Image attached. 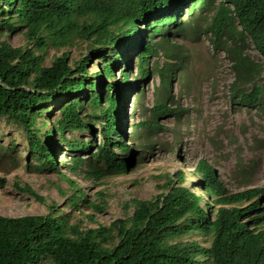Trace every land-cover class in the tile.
<instances>
[{"label": "trees", "instance_id": "trees-1", "mask_svg": "<svg viewBox=\"0 0 264 264\" xmlns=\"http://www.w3.org/2000/svg\"><path fill=\"white\" fill-rule=\"evenodd\" d=\"M211 2L0 0V118L23 132L38 162L33 169L39 174L58 172L54 153L63 147L72 154L68 169L92 181L126 172L133 154L121 138L123 96L132 88L127 64L134 57L139 78L135 86L150 73L148 57L156 50L152 37L163 33L166 38L164 28L170 24L180 31L177 13L182 8L194 17L193 9L201 13L214 8L205 31L218 49H224L225 41L233 43L227 49L235 77L231 97L241 106L263 103L264 112V87H239L253 82L258 71L237 44L248 37L264 60V0H225L215 7ZM16 29L23 41L12 45L6 38ZM78 43H85V52L71 58L69 49ZM49 49L59 53H51L47 64ZM93 61L95 70L89 74ZM115 67L119 80L114 78ZM154 69L164 93L148 120L141 122L149 130L160 127L159 118L175 114L165 103L175 69L168 63ZM53 110L57 115L51 119ZM93 122L99 123L97 143L66 138L67 132L95 133ZM76 152H85L88 159ZM193 175L209 198L205 203L182 184L178 172L176 181L167 177L164 191L152 198L130 199V215L92 227L70 222V213L53 202L41 214L0 213V264H264V186L229 191L204 159L196 162ZM19 189L35 201L44 200L28 185ZM74 191L65 203L75 209L79 202L97 208L81 189ZM97 192L103 196L102 189ZM192 235L197 239L182 240Z\"/></svg>", "mask_w": 264, "mask_h": 264}, {"label": "rangeland", "instance_id": "rangeland-1", "mask_svg": "<svg viewBox=\"0 0 264 264\" xmlns=\"http://www.w3.org/2000/svg\"><path fill=\"white\" fill-rule=\"evenodd\" d=\"M222 2L226 4L225 0H212L211 4L215 7ZM192 11L197 14L195 17L186 8L177 13L180 31H175L170 24L164 28L166 38L161 37L163 33L152 37L156 50L148 57L150 73L135 86L134 81L139 78L134 57L127 64L128 83L132 88L127 89L123 96L124 133L121 138L132 148L133 154L124 174L92 181L81 171L74 173L68 169L72 154L63 147L55 148L54 153L59 171L44 170L39 174L33 169L38 162L29 153L23 132L0 118L1 214H41L53 202L63 212L70 213V222L79 220L83 228L107 224L114 218L131 214L130 199H149L164 191L167 177L175 182L178 172L183 174L182 184L200 195V203L203 204L209 198L199 189L193 175V167L199 159L213 167L215 175L229 191L264 186L263 103L241 106L231 97V84L235 77L227 49L233 43L228 40L222 44L224 49L215 47L212 36L205 31L212 11ZM234 24L239 29L237 23ZM6 39L12 45L20 44L23 41L21 30L16 29ZM237 44L258 71L253 82L239 84L240 89L249 91L253 83L264 87V60L248 37ZM84 52L85 43H78L69 49V56L76 59ZM131 52L127 50V53ZM51 53L58 54L59 50H48L47 64ZM165 63L175 69L171 73L169 97L165 102L175 109V114L159 118L160 127L149 130L141 122L148 120L151 107L164 93L154 68ZM88 67L89 74H93L95 62H90ZM114 74V78L119 80L117 67ZM118 87L121 90L124 86L119 82ZM56 115L53 110L50 118L54 119ZM91 128L95 133L67 132L66 138L77 137L97 143L101 139L99 123L93 122ZM93 148L94 145L90 147ZM75 154L88 159L85 152ZM83 168L80 165V170ZM24 185L43 196V202L35 201L31 195L20 191ZM74 188L81 189L85 199L96 203L97 208L79 202L78 209H75L65 203V197L76 194ZM99 189L103 190V196L97 192ZM192 238L197 239L192 235L182 240Z\"/></svg>", "mask_w": 264, "mask_h": 264}, {"label": "clouds", "instance_id": "clouds-1", "mask_svg": "<svg viewBox=\"0 0 264 264\" xmlns=\"http://www.w3.org/2000/svg\"><path fill=\"white\" fill-rule=\"evenodd\" d=\"M130 163H131V161H130L128 164H130ZM128 164H127V165H128ZM126 169H127V167H126Z\"/></svg>", "mask_w": 264, "mask_h": 264}]
</instances>
